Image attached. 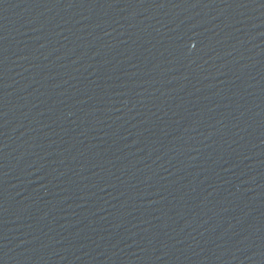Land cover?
Here are the masks:
<instances>
[{"label": "water", "instance_id": "obj_1", "mask_svg": "<svg viewBox=\"0 0 264 264\" xmlns=\"http://www.w3.org/2000/svg\"><path fill=\"white\" fill-rule=\"evenodd\" d=\"M0 264H264V0H0Z\"/></svg>", "mask_w": 264, "mask_h": 264}]
</instances>
